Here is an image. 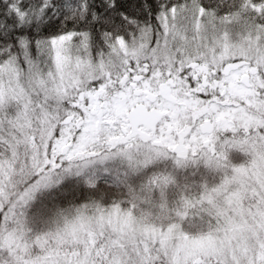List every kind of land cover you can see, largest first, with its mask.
Returning <instances> with one entry per match:
<instances>
[{
	"label": "snow or ice",
	"instance_id": "1",
	"mask_svg": "<svg viewBox=\"0 0 264 264\" xmlns=\"http://www.w3.org/2000/svg\"><path fill=\"white\" fill-rule=\"evenodd\" d=\"M0 264H264V0H0Z\"/></svg>",
	"mask_w": 264,
	"mask_h": 264
}]
</instances>
